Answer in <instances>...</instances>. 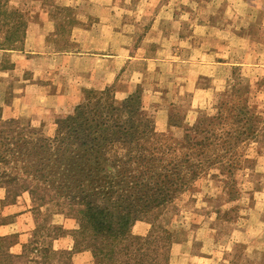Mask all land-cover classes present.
<instances>
[{"label": "rangeland", "instance_id": "obj_1", "mask_svg": "<svg viewBox=\"0 0 264 264\" xmlns=\"http://www.w3.org/2000/svg\"><path fill=\"white\" fill-rule=\"evenodd\" d=\"M46 20L57 24L48 38L54 54H97L94 84L73 91L75 63L67 68L57 55L47 69L37 58L20 63L30 56L23 52L30 48L28 31L29 38L46 32ZM97 50L121 55L117 77L107 84L115 69L101 63L107 52ZM0 51L6 52L0 55V120L18 122L0 123L3 137L11 131L53 141L77 107L99 97L133 123L139 115L153 131L142 146L189 153L203 173L165 209L134 221L132 236L146 238L153 224L169 230L166 264H264V1L0 0ZM52 82L60 91L67 85V110L56 112L36 88ZM19 97L23 103L13 108ZM39 159L26 155V167L36 170ZM17 166H0L6 172L0 177V238L2 248L19 257L14 264L123 261H110L109 247L81 230L76 212L84 198L67 201L52 189L34 195L25 186L43 179ZM104 166L97 175L111 180L112 169Z\"/></svg>", "mask_w": 264, "mask_h": 264}, {"label": "trees", "instance_id": "obj_2", "mask_svg": "<svg viewBox=\"0 0 264 264\" xmlns=\"http://www.w3.org/2000/svg\"><path fill=\"white\" fill-rule=\"evenodd\" d=\"M120 109L101 97L89 101L76 108L53 141L36 136L28 140L22 137L24 134L14 136L11 131L3 137L1 132L0 166L17 170V165L23 164L22 169L42 178H35L38 184L30 188L25 186L34 195L41 192L47 196L48 189H52L57 194L62 191L67 201V196L72 200L84 198L80 204L83 210L76 212L83 217L81 230L88 229L94 239H101L109 247L105 256L110 261L122 257L118 264H166L172 233L153 224L146 238L134 237L132 224L153 210L165 209L203 173V165L193 162L189 153H178L176 148L156 153L142 146L143 137H149L148 130L152 131L146 122L149 120L138 115L133 123L122 116ZM0 123L18 124L13 120ZM169 154L172 158L164 157ZM26 155L40 158V165L34 164L36 170L26 167ZM104 165L112 169L111 180L107 176L101 180L97 175L105 170ZM57 168L62 171H55ZM5 175L0 173V177ZM4 240L0 238V264L18 262L19 257L2 248ZM94 252L99 256L98 250Z\"/></svg>", "mask_w": 264, "mask_h": 264}, {"label": "crops", "instance_id": "obj_3", "mask_svg": "<svg viewBox=\"0 0 264 264\" xmlns=\"http://www.w3.org/2000/svg\"><path fill=\"white\" fill-rule=\"evenodd\" d=\"M264 1V0H261ZM250 19V18H249ZM252 21V19L250 20ZM46 26H47V30L46 32L42 33V34H38L37 37L33 38L32 36L29 38V31H28V38L26 40V45H30V48L27 49L28 51L24 50V54H29V58L25 57V58H21L20 63H29L30 61L33 60V58H37L41 61L40 64V68L44 67L45 69H47L46 64H48V60L50 61L51 58L53 57V55H57V58H61L62 61H64V65L69 68L67 66V64L69 62H73L75 63L74 67L76 68V71L79 74V77L77 78V81H75L74 83H72L73 85L72 90L75 91L77 88H81L82 86H86V85H90V83H93L96 80V77H94L95 72L93 71V69H98L97 63H98V57H96V53H92L89 54L91 52L86 53L85 50H67V51H62L61 53L58 54H54L52 52V50L48 49V38L51 37V35H53L54 33H56V26L57 24H55L56 22L52 21L49 22V20H46ZM54 23V25H53ZM82 34H84V31L82 32ZM93 35V34H92ZM34 39L35 42H34ZM34 44H36L37 46H34ZM98 53H100V51H106L107 53L104 54L102 57H104L105 59L101 60V63L104 64H108V65H113L115 70H112L109 72L108 74V79H104V83L107 84L109 83V81H114L115 78L117 77V73H116V66H117V62L118 60H122L121 59V55H111V50L107 51V50H97ZM8 52V51H7ZM125 52L124 50L121 52L123 53ZM4 51H0V55H4ZM127 53V52H125ZM127 55V54H124ZM47 56H50V58H48ZM128 56V55H127ZM82 63H89L91 66L90 68H84L82 65ZM39 68V69H40ZM110 69V67H109ZM82 76V77H81ZM24 82V81H22ZM103 83V85H104ZM78 85V87H76ZM95 86V85H94ZM65 87H67V85H64V91H60L61 86L58 84V82H52L50 84H41L39 85L37 88L38 92H40V94H45L46 96V100L49 99V101L51 103H54V105H49V106H54L53 109H56V112H61L62 110H67V108L69 107V97H65L68 93L67 91H65ZM28 90V89H26ZM23 90L19 89L16 90V93L20 94ZM25 92V91H24ZM67 93V94H66ZM74 95V94H73ZM62 99H68L67 102H62L60 100ZM64 101V100H63ZM72 101V99H70V102ZM22 102V98L19 97L18 99L14 100L13 102V108L18 107L19 105H21ZM40 103V102H39ZM41 103H45L44 101ZM58 105V106H57Z\"/></svg>", "mask_w": 264, "mask_h": 264}]
</instances>
